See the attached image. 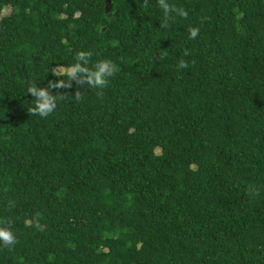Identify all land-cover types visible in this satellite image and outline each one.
Masks as SVG:
<instances>
[{"label": "trees", "instance_id": "1", "mask_svg": "<svg viewBox=\"0 0 264 264\" xmlns=\"http://www.w3.org/2000/svg\"><path fill=\"white\" fill-rule=\"evenodd\" d=\"M163 3L0 0V264H264V0Z\"/></svg>", "mask_w": 264, "mask_h": 264}, {"label": "clouds", "instance_id": "2", "mask_svg": "<svg viewBox=\"0 0 264 264\" xmlns=\"http://www.w3.org/2000/svg\"><path fill=\"white\" fill-rule=\"evenodd\" d=\"M160 6L164 8L166 13H169L170 6L168 3H163V0H160ZM173 11L178 12L180 16H185L187 14L183 9H173ZM197 31L198 29L196 28L190 29V35L193 37L196 36ZM91 55V52L80 51L76 54V58L78 60H83L84 65H87L89 62L88 57ZM180 66H183V62H181ZM78 71L87 73L86 80L89 84L103 86L108 83V77L112 76L116 71V65L112 60L105 58L98 60L91 69L83 67L80 63H76L66 69V73L69 76ZM53 86L64 87L65 85L62 82L57 81ZM67 86L70 87L71 85L69 84ZM28 92L35 98L33 102L35 107L32 108V111L38 113L40 116H47L56 107L57 99L53 95H50L45 88L33 85L28 88ZM0 223L3 224V226H0V246L10 247L14 245L16 242V236L10 227L11 222L4 221Z\"/></svg>", "mask_w": 264, "mask_h": 264}, {"label": "rangeland", "instance_id": "3", "mask_svg": "<svg viewBox=\"0 0 264 264\" xmlns=\"http://www.w3.org/2000/svg\"><path fill=\"white\" fill-rule=\"evenodd\" d=\"M8 14H9V9H8V8H5L0 16H6V15H8ZM55 72H56L57 74H62V73H64V72H66V70H64L63 68H56V69H55ZM73 75H74V74H73ZM156 152L159 153V149H157Z\"/></svg>", "mask_w": 264, "mask_h": 264}]
</instances>
